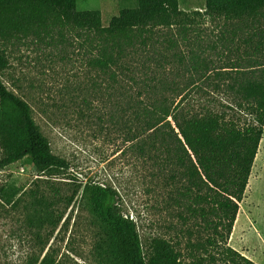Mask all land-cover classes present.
I'll list each match as a JSON object with an SVG mask.
<instances>
[{
	"label": "trees",
	"instance_id": "16d2710c",
	"mask_svg": "<svg viewBox=\"0 0 264 264\" xmlns=\"http://www.w3.org/2000/svg\"><path fill=\"white\" fill-rule=\"evenodd\" d=\"M76 6V0H0V41L31 35L52 38L59 29L84 33L95 51L88 65L97 71L101 101L113 110L92 111L90 101L71 91L53 101L52 109L66 114L72 108L69 104L82 105L85 109L71 111L76 119L115 127L145 165L149 189L169 188L167 200L179 208L177 217L182 222L192 220L190 261L162 239L153 240L146 256L136 223L119 207L118 192L111 186L86 184L83 193L90 212L101 224L94 250L102 262L208 264L213 259L209 250L216 249L233 264H254L228 247L227 240L264 131V77L242 74L228 82L223 79L225 72L236 69L192 76V71H200L197 61L178 49L175 34L157 29L164 23L171 28L170 20L181 15L176 0H137L134 8L121 10L107 27L99 26L96 11H77ZM263 10L264 0H205L204 4L206 16L227 21L254 17ZM7 64L0 54V70ZM220 82H226L224 89ZM210 86L211 91L204 89ZM227 111L233 113L230 118ZM238 112L249 120L240 123ZM0 139L5 149L1 169L25 158L38 174L69 167L52 153L29 105L1 80ZM42 200L37 205L46 207ZM44 216L54 226L62 219L61 214ZM39 264L51 262L45 255Z\"/></svg>",
	"mask_w": 264,
	"mask_h": 264
},
{
	"label": "rangeland",
	"instance_id": "374dc122",
	"mask_svg": "<svg viewBox=\"0 0 264 264\" xmlns=\"http://www.w3.org/2000/svg\"><path fill=\"white\" fill-rule=\"evenodd\" d=\"M176 1L181 15L170 20L171 28L164 23L157 29L175 34L178 49L197 61L200 71H192V76L236 69L225 72L223 79L228 82L242 74L264 77V10L254 17L227 21L206 16L205 0ZM76 2L77 11L98 13L100 27H107L121 10L137 5V0ZM0 54L8 61L0 70L1 82L29 105L52 153L69 165L66 171L38 174L25 158L0 168V264H39L45 255L51 264H105L94 250L101 224L92 216L83 193L86 184L94 183L118 192L119 207L136 223L146 256L153 240L162 239L190 261L192 220L182 222L177 217L179 208L167 200L169 188L149 189L145 165L131 153L116 128L108 122L101 126L94 119H76L71 111L85 109L82 105L69 104L72 108L66 114L51 107L71 91L90 101L92 111L113 110L111 104L101 101L97 71L88 65L95 51L84 33L59 29L52 38L31 35L0 41ZM225 83L220 82L221 89ZM220 102L229 107L227 101ZM232 114L227 111L229 118ZM236 118L240 123L249 120L239 112ZM4 156L0 139V160ZM40 198L46 207L37 205ZM47 212L62 215L57 226L45 219ZM236 217L227 246L254 264H264V131ZM218 252L209 250L213 259L208 264L234 263Z\"/></svg>",
	"mask_w": 264,
	"mask_h": 264
}]
</instances>
